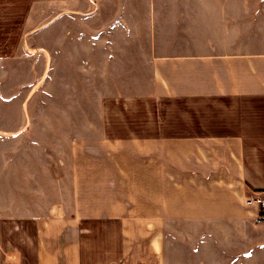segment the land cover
<instances>
[{
    "label": "crops",
    "instance_id": "crops-1",
    "mask_svg": "<svg viewBox=\"0 0 264 264\" xmlns=\"http://www.w3.org/2000/svg\"><path fill=\"white\" fill-rule=\"evenodd\" d=\"M78 1L0 0V121L16 116L15 105L24 119L0 123L16 129L3 133L20 145L11 163L0 145V173L12 164L13 181L36 183L30 150L42 147L22 143L38 82L12 55L48 53L31 43L65 22ZM141 6L140 20L176 28L172 41L158 40L146 57L147 117L125 120L124 129L111 122L91 129L92 138L71 142L65 164L43 159L44 178L61 186L52 202L36 205L31 190L14 192V204L25 206L12 212L31 225L18 230L32 264H164L166 221L222 220L244 229L259 213L247 201L264 190V0H142ZM260 249L244 263H264ZM0 250V264L31 263L22 248L2 242Z\"/></svg>",
    "mask_w": 264,
    "mask_h": 264
},
{
    "label": "rangeland",
    "instance_id": "rangeland-1",
    "mask_svg": "<svg viewBox=\"0 0 264 264\" xmlns=\"http://www.w3.org/2000/svg\"><path fill=\"white\" fill-rule=\"evenodd\" d=\"M81 1L70 6L65 22L54 24L52 32H44L35 43L34 40L31 43V48H46L48 53L37 50L12 55L28 70L30 82H38L36 95L30 102V127L23 132L26 139L22 143L30 142L31 147H42V150L36 154L30 150L34 154L31 172L32 175L36 173V183L22 181V178H19L21 181H13L12 164L6 166L8 171L5 176L0 173V247L3 242L6 247L22 248L30 264L33 263V254L29 247L23 246L18 226L30 230L31 225L18 221L17 215L12 212L15 207L25 206L19 198L21 205L14 204L15 193L26 196L31 190L36 205L52 202L57 199L61 186L44 178L43 159L65 164L71 142L92 138L95 135L90 133L91 129H102L109 122L115 129H124L125 120L144 122L147 102H141V99L149 94L150 88L146 57L151 60V49L158 40L172 41V35L176 34L172 22L140 20L141 16L137 13L144 8L142 0ZM219 8L224 10L227 6ZM230 8L236 9V6ZM76 9L81 11L75 13ZM125 11L132 12V16L124 15ZM13 112L15 117L0 123L21 125L24 121L22 110L15 105ZM29 129H32L31 132ZM5 130L16 129H0V145L6 147L5 156L11 163L19 143H13L14 137L3 133ZM45 148L47 153L44 154ZM49 153L52 154L50 158ZM1 165L2 162L0 169ZM257 196L264 200V190ZM251 237H256L258 242H250ZM256 246L261 247L256 253L260 261L264 259L262 209L244 229L226 225L222 220L166 221L164 225V264H245Z\"/></svg>",
    "mask_w": 264,
    "mask_h": 264
},
{
    "label": "built area",
    "instance_id": "built-area-1",
    "mask_svg": "<svg viewBox=\"0 0 264 264\" xmlns=\"http://www.w3.org/2000/svg\"><path fill=\"white\" fill-rule=\"evenodd\" d=\"M247 204L250 206H256V207L262 209V211L264 213V200L263 199L256 198V199L248 200Z\"/></svg>",
    "mask_w": 264,
    "mask_h": 264
}]
</instances>
